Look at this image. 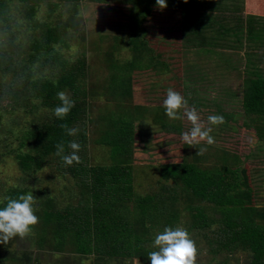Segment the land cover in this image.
<instances>
[{"label":"rangeland","instance_id":"obj_1","mask_svg":"<svg viewBox=\"0 0 264 264\" xmlns=\"http://www.w3.org/2000/svg\"><path fill=\"white\" fill-rule=\"evenodd\" d=\"M3 2V17L10 27L5 31L0 27V208L17 191L19 195L32 193L37 199L35 215L39 217L26 236L0 243V254L7 263L143 264L139 258H106L100 263L95 255L78 254L71 237L63 236V244H58L57 225L43 223L44 211L91 209L94 205L89 187L82 185L78 176L70 173L69 166L55 155V145L51 146L54 150H42L52 144L46 134L54 115L44 98L38 96L39 86L36 89L32 86L40 76L54 80L64 65L84 57L88 86L75 103L84 114L69 126L78 129L69 142L81 145L77 154L91 165H109L122 159L133 172V195H163L164 205L146 213L144 224L153 235L152 241L145 244L148 254L159 250L154 247V240L165 227H182L195 242V264H250L249 250L238 248L235 253L219 250L218 232L207 230L205 236L203 230L194 228L188 221L189 210L178 214L175 224L166 220L169 190L180 184L162 179L160 170L167 164L182 162L208 170L216 168V177L222 178V188L227 194L233 189L235 196L243 192L250 194L249 200L242 198L244 204L236 210L249 207L254 212V221L264 225V116L246 114L242 105L246 81L264 75V0L262 6L254 3V8L251 0H187L186 3L166 0L164 9L158 8L155 0H145L143 6L150 5L145 17L140 8L134 15V4L128 0H85L78 5V12L72 6L75 0ZM64 23L70 26L65 35L59 30ZM45 26L61 31L67 46L54 45L61 56L52 60L37 56L32 61L30 41ZM102 32L106 36L99 38ZM135 37L144 42L141 57L132 51L130 40ZM113 38H118L115 48H112ZM130 59L139 66L112 68V64L121 67ZM114 74L120 75V79H127L126 75L130 74V81L114 91L110 79ZM169 88L179 92L188 106L196 109L205 127H212L210 135L215 139L214 144L201 141L188 146L182 141L181 134L189 131L191 124L186 117L171 120L165 115L163 101ZM65 92L70 95L69 90ZM53 99L57 102V95ZM121 100L131 118L117 110ZM180 112L182 115L183 110ZM221 112L232 113V119L224 118L222 125H209L208 116ZM124 122L127 131L133 132V141L127 153L112 157L110 147L100 140L106 131L123 127ZM68 144L65 154L72 151ZM200 148L207 150L196 155ZM23 154L38 158L39 168L31 164V170L22 169L19 157ZM202 205L209 208L210 216L218 214L211 202L202 201ZM127 206L128 214L135 217L140 214L133 200ZM39 230L46 244L36 242Z\"/></svg>","mask_w":264,"mask_h":264},{"label":"trees","instance_id":"obj_2","mask_svg":"<svg viewBox=\"0 0 264 264\" xmlns=\"http://www.w3.org/2000/svg\"><path fill=\"white\" fill-rule=\"evenodd\" d=\"M84 1L75 0L72 3V6H75V12H78V5ZM128 1L134 4V15L138 14L136 11L139 8L143 17L149 14L150 5L143 6L145 0ZM262 2L263 0H251L250 4L254 8V3L257 6H262ZM4 14L5 4L2 0L0 1V23L2 22L0 27H3L2 31L10 27L6 18L3 17ZM75 22H77V19ZM69 27L64 23L59 30L64 32L65 35ZM61 31H56L53 27L45 26L43 31L40 32L41 34L30 41L32 61L36 60L37 56H43L47 60H52L55 56L58 57L60 55L54 45L67 46V40L60 35ZM105 36V33L102 32L99 38H104ZM138 39L140 37H135V39L130 40V43L132 51H137L136 57H141L143 55L141 53L144 50L142 49L143 41L139 42ZM117 42L118 38H113L112 48L117 47ZM145 54L146 57H150L149 54ZM125 65L127 67L124 69H132L139 66L135 60L133 62L130 59L127 62H123L121 67L112 64V68L121 69ZM60 72L54 80L40 76L32 84L34 89L39 86L38 96L41 99L44 98V103L52 110L60 104L58 98L57 102H53V98H56L57 92L69 90L71 98L76 103L81 94H85V87L88 86V83H85V81L89 77V74L84 57L71 65H64ZM114 76L110 78L113 81L112 90L114 91L122 89L125 81H130V74L126 75L127 79H120V75ZM243 89L242 105L245 113L264 116V75H256L247 80ZM125 105L124 101L121 100L117 103V110L131 118V114L126 110L127 107ZM82 113L75 104V107L64 120L57 119L53 114L54 116L50 119L51 123L48 125V132L46 134V136L50 137L52 144L50 146L48 144L45 145L42 150L44 152L46 150H54L51 146L60 142H63L66 147L70 136L67 135L66 130L61 128L60 125L67 124L69 128L73 121L81 120L80 117H83L84 114ZM221 115L227 121L232 119V113L221 112ZM119 120L121 121L122 119ZM126 121L128 124L129 120ZM127 124L124 122L121 123L123 127H116L115 130L106 131L100 140L101 143L110 147L112 157L125 154L129 151V145L133 141V132L127 131ZM83 135L84 133L82 137ZM262 139H264L263 135ZM80 160V163L74 162L67 169L70 173L78 176L82 185L89 187L91 201L94 204L93 208L82 207L76 208L74 211L68 208L58 210L55 213H53V210L51 212L47 210L43 213V223L45 226L53 223L57 225L55 233L58 234V244H63V241H61L63 236L66 238L71 237L72 241L75 242L78 254L95 255L97 261L100 263L106 258H124L130 260L139 258L145 264V261L149 260L145 244L150 243L153 238V235L149 232V228L144 224L146 213L151 209L158 210V208L164 205L163 198H161L163 195L160 193L144 197L133 195V172L122 159L117 162L114 161L109 165H91L88 161ZM19 161L22 169L31 170V164L34 165L35 169L39 168L40 160L31 154H23L19 157ZM217 173L218 170L216 168L208 170V167L201 168L200 166L185 162L163 166L160 170L161 178L173 180L176 184H180L174 190H169V198H166L169 202L165 205L168 212L166 220L169 223L175 224L178 221V214H183L186 210H189L188 221L194 228L203 230V233L207 230L218 232L220 239L217 240V246L220 247L219 250L226 249L234 253L238 248L243 251L249 250L252 253L250 264H264V225H260L254 221V212L249 207L244 208L242 211L236 210L239 205L244 204L242 198H248L249 200V192H243L241 195L235 196V189H233L230 194H227V191L222 188V178L216 177ZM228 189L230 190V188ZM19 194L17 191L10 198L15 199L20 196ZM131 200L136 202L135 208L140 209V214L137 217L132 213L128 214L129 207L127 203ZM202 201L211 202L213 211L218 214L210 216L208 212L209 208L206 205H202ZM6 204L7 201L4 202L3 206L1 205V208L6 207ZM262 217L264 218V214H262ZM213 225H216L214 229L211 228ZM40 229L44 230L42 227ZM41 230H39L40 235L38 240L35 238L36 242L40 245L46 244V238L41 235L43 234ZM205 236L207 235L205 234ZM12 259L15 258L12 256ZM0 264H9L1 254Z\"/></svg>","mask_w":264,"mask_h":264},{"label":"clouds","instance_id":"obj_3","mask_svg":"<svg viewBox=\"0 0 264 264\" xmlns=\"http://www.w3.org/2000/svg\"><path fill=\"white\" fill-rule=\"evenodd\" d=\"M160 9L167 7L166 0H155ZM186 3L187 0H184ZM57 98L60 104L54 108L53 114L59 120H64L70 111L75 107V101L65 91L57 92ZM165 115L171 120L187 119L191 128L181 134L182 141L188 146L205 141L207 145L215 143V139L210 133L212 127H205L204 123L194 107L188 106V101L179 93L169 88L166 98L163 101ZM183 110L181 115L180 110ZM208 124L218 126L223 124L224 118L221 115H209ZM61 128L66 130L67 135L73 136L78 132L77 128H68L67 124H61ZM68 147L71 153L65 154L63 142L55 145V155L60 157L63 163L71 166L74 162L80 163V157L77 154L81 145L71 141ZM207 149H198L196 155H202ZM6 207L0 208V243L7 244L10 239L19 236L23 238L31 231V226L39 222V217L35 215L36 198L32 193L20 195L18 198H6ZM154 247L158 251H152L148 254L151 264H195L197 258V248L195 242L190 238L188 231L182 227L175 229L165 227L163 232L157 234L154 240Z\"/></svg>","mask_w":264,"mask_h":264},{"label":"bare ground","instance_id":"obj_4","mask_svg":"<svg viewBox=\"0 0 264 264\" xmlns=\"http://www.w3.org/2000/svg\"><path fill=\"white\" fill-rule=\"evenodd\" d=\"M129 79V78H128ZM80 135V134H79ZM205 198V197H204ZM42 203V202H41ZM48 203V202H47ZM45 204V203H44Z\"/></svg>","mask_w":264,"mask_h":264}]
</instances>
